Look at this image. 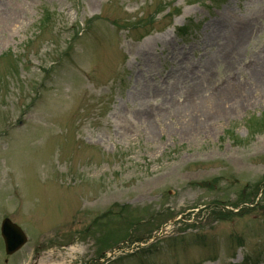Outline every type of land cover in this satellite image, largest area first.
I'll use <instances>...</instances> for the list:
<instances>
[{"label": "rangeland", "instance_id": "rangeland-1", "mask_svg": "<svg viewBox=\"0 0 264 264\" xmlns=\"http://www.w3.org/2000/svg\"><path fill=\"white\" fill-rule=\"evenodd\" d=\"M46 259L264 264V0H0V264Z\"/></svg>", "mask_w": 264, "mask_h": 264}, {"label": "water", "instance_id": "water-1", "mask_svg": "<svg viewBox=\"0 0 264 264\" xmlns=\"http://www.w3.org/2000/svg\"><path fill=\"white\" fill-rule=\"evenodd\" d=\"M1 232L7 254H13L26 243L27 238L22 229L8 218L2 222Z\"/></svg>", "mask_w": 264, "mask_h": 264}, {"label": "bare ground", "instance_id": "bare-ground-1", "mask_svg": "<svg viewBox=\"0 0 264 264\" xmlns=\"http://www.w3.org/2000/svg\"><path fill=\"white\" fill-rule=\"evenodd\" d=\"M248 33L246 35H244V37L242 38L241 42H239V44L233 49L232 53H231V56L228 57V60L224 61V64L225 65H231L233 62L235 61H238L239 58H240V52H242V50L244 49V46L248 40ZM213 78H212V75H206V76H203L202 78H200L199 80V86L201 85H204L205 83H208V82H213L212 81ZM221 93V92H220ZM215 94H213L212 96H214ZM190 96V95H189ZM247 102H252L251 99L249 98H244L243 101H240L237 103V105L235 106V109H238L239 106H243L244 103H247ZM196 110V109H195ZM193 110V118L191 120V122H189L190 124H192L193 122L197 121L198 117L199 116V112L198 110ZM226 115V114H225ZM213 118V117H212ZM189 124V126H191ZM192 126H195L194 124H192ZM44 264H53L50 260L46 259L45 262H43ZM54 264H64L62 262H58L56 261Z\"/></svg>", "mask_w": 264, "mask_h": 264}, {"label": "trees", "instance_id": "trees-1", "mask_svg": "<svg viewBox=\"0 0 264 264\" xmlns=\"http://www.w3.org/2000/svg\"><path fill=\"white\" fill-rule=\"evenodd\" d=\"M260 200V199H259ZM247 204H253L254 203V201L253 200H250V201H247L246 202ZM236 205V204H235ZM237 206V205H236Z\"/></svg>", "mask_w": 264, "mask_h": 264}]
</instances>
